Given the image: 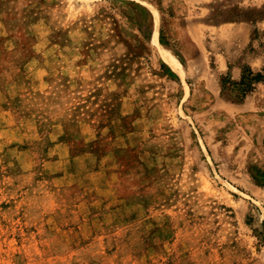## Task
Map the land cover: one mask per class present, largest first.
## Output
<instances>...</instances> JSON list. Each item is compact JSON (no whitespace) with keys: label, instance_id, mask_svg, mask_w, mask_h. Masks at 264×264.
<instances>
[{"label":"rangeland","instance_id":"obj_1","mask_svg":"<svg viewBox=\"0 0 264 264\" xmlns=\"http://www.w3.org/2000/svg\"><path fill=\"white\" fill-rule=\"evenodd\" d=\"M213 2L0 0V264H264V0Z\"/></svg>","mask_w":264,"mask_h":264},{"label":"trees","instance_id":"obj_2","mask_svg":"<svg viewBox=\"0 0 264 264\" xmlns=\"http://www.w3.org/2000/svg\"><path fill=\"white\" fill-rule=\"evenodd\" d=\"M232 0H215L213 2L214 10L212 12V21L226 22V21H253L256 13L255 9L245 11L239 6L232 7ZM228 2V3H226ZM232 80H225L224 83H231L234 87L240 90L244 95L253 92L256 89V84L264 83V68L260 71L252 69L250 65L243 68V73L239 81L231 82Z\"/></svg>","mask_w":264,"mask_h":264},{"label":"bare ground","instance_id":"obj_3","mask_svg":"<svg viewBox=\"0 0 264 264\" xmlns=\"http://www.w3.org/2000/svg\"><path fill=\"white\" fill-rule=\"evenodd\" d=\"M153 36H154V42L156 44H158L159 48H160V51L162 53V55L164 56V58L172 63L175 67H177L178 69H182V64L181 62L179 61L178 57L176 56V54L174 52H172L170 50V48L166 47V45L162 44L158 37H159V29H158V26L157 24L155 25L154 27V32H153ZM169 46V45H168Z\"/></svg>","mask_w":264,"mask_h":264}]
</instances>
